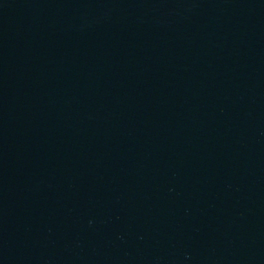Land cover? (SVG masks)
Masks as SVG:
<instances>
[{
    "label": "water",
    "instance_id": "water-1",
    "mask_svg": "<svg viewBox=\"0 0 264 264\" xmlns=\"http://www.w3.org/2000/svg\"><path fill=\"white\" fill-rule=\"evenodd\" d=\"M0 264H264V0H0Z\"/></svg>",
    "mask_w": 264,
    "mask_h": 264
}]
</instances>
